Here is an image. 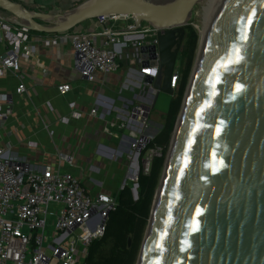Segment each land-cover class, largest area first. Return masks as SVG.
Wrapping results in <instances>:
<instances>
[{
  "label": "water",
  "instance_id": "1",
  "mask_svg": "<svg viewBox=\"0 0 264 264\" xmlns=\"http://www.w3.org/2000/svg\"><path fill=\"white\" fill-rule=\"evenodd\" d=\"M49 12L0 0V17L39 32L107 13L160 28L158 69L172 93L183 26L199 0H70ZM154 55L153 44L138 47ZM157 127H154V133ZM136 197V181L131 186ZM128 242V241H127ZM134 264H264V0H217L185 85Z\"/></svg>",
  "mask_w": 264,
  "mask_h": 264
},
{
  "label": "built area",
  "instance_id": "2",
  "mask_svg": "<svg viewBox=\"0 0 264 264\" xmlns=\"http://www.w3.org/2000/svg\"><path fill=\"white\" fill-rule=\"evenodd\" d=\"M94 18L100 25L99 30L82 29L77 24L71 29L47 33L39 38L46 45L68 44L73 55L72 69L87 80L93 79L96 72L106 73L119 68V54L126 49L134 48L140 58L138 47L153 44L154 55L150 56L148 49L144 51L146 64L138 65V69L127 66L121 83V88L143 84L153 91L144 77L157 73L156 32L160 28L140 21L132 29L134 17L131 14L107 13ZM32 31L0 17V42L3 43L0 75L6 70L17 71L20 59L32 54L31 42L38 39L32 38ZM135 71L139 76L132 74ZM177 79L178 72L173 67L169 80L171 88ZM55 88L64 93L69 84L58 83ZM24 89L23 82L18 81L14 91L0 93V100L10 104L14 93H21ZM116 99L123 104L116 106L121 112L116 111L104 128H128L130 140L125 157L129 174L133 176L131 179L135 180L139 166L142 172H147L152 156H159L161 147L157 144L146 146L154 134L148 105L142 101L135 103L120 92ZM101 102L112 100L103 99ZM69 105L72 106L73 102ZM94 110L91 107L89 113ZM4 115L0 107V122ZM78 115L77 111H72V116ZM8 149L9 143L0 133V264H83L87 246L92 238L102 234L107 211L116 196L104 192L92 196L72 171L49 165L33 167L21 156L11 157ZM59 158L71 161L64 153H60ZM75 228L79 231L75 232Z\"/></svg>",
  "mask_w": 264,
  "mask_h": 264
},
{
  "label": "crops",
  "instance_id": "3",
  "mask_svg": "<svg viewBox=\"0 0 264 264\" xmlns=\"http://www.w3.org/2000/svg\"><path fill=\"white\" fill-rule=\"evenodd\" d=\"M18 1L29 8L49 12L60 11L62 2H70ZM77 26L86 30L100 28L94 17L81 21ZM47 33L32 31V38L38 37L31 42L32 54L20 59L17 71L6 70L0 75V93L14 91L18 81L25 86L23 92L14 93L10 104L0 100L5 114L0 122V133L9 143L7 153L11 157H23L33 167L49 165L72 171L92 196L96 192L116 196L120 185L126 183L124 172L128 169V161L125 152L130 140L127 127L104 128L116 111L121 112L116 106L123 104L116 99V94L120 92L135 103H146L152 130L155 117H160L166 110L169 94L159 96L163 102H155L159 92L148 88L142 92L143 84L121 88L127 66L138 69V65H144L140 64L139 59L143 58H139L134 48L119 54V68L106 73L96 72L93 79L87 80L72 69L73 55L68 44L53 46L41 41L39 37ZM2 48L3 43L0 42V52ZM132 74L139 76L138 71ZM62 82L68 83L69 89L59 93L55 85ZM103 99L112 102H101ZM71 101L72 106L69 105ZM91 107L95 109L93 113H89ZM151 109H155L152 114ZM74 110L78 116H72ZM62 116L65 119L62 120ZM60 153L69 155L71 161L60 159Z\"/></svg>",
  "mask_w": 264,
  "mask_h": 264
},
{
  "label": "trees",
  "instance_id": "4",
  "mask_svg": "<svg viewBox=\"0 0 264 264\" xmlns=\"http://www.w3.org/2000/svg\"><path fill=\"white\" fill-rule=\"evenodd\" d=\"M183 29L177 53L178 79L169 95L166 110L161 115L160 126L146 144V146L159 145L161 154L152 156L147 172H142L139 166L135 179V198L128 183H124L119 189L113 206L107 211L102 234L92 238L87 246L83 264L135 263L154 190L194 61L197 33L189 23L184 24Z\"/></svg>",
  "mask_w": 264,
  "mask_h": 264
},
{
  "label": "rangeland",
  "instance_id": "5",
  "mask_svg": "<svg viewBox=\"0 0 264 264\" xmlns=\"http://www.w3.org/2000/svg\"><path fill=\"white\" fill-rule=\"evenodd\" d=\"M72 4V2L70 1L69 3L68 2H65V3H61V6L59 7L61 10L62 9H65L67 8L68 6H70ZM212 7H213V0H199L197 2H195L190 10V14H189V18L187 19V23L191 24L193 26V28L195 29L196 33H197V44H196V50H195V54H196V51H197V45H198V40L199 38L201 39V32H200V29H205L209 19H210V13H211V10H212ZM195 58V56H194ZM178 67V58L176 56V59H175V63H174V68L177 69ZM146 85H142L141 86V91L142 92H145L146 90ZM165 92H159L158 93V96L156 98V101L155 102H163L162 99H159V96H162L164 95ZM167 93H165V96H166ZM152 110V109H151ZM154 110L153 109L150 114L154 113ZM162 115V113H161ZM161 115L160 117H155V121L152 125V127H157V125L162 121V118H161ZM130 171L128 169L125 170L124 174H125V181L126 183L129 184L130 188L133 184V182L135 180L133 179H129L128 176L130 175L129 174ZM131 190V189H130ZM132 194V193H131ZM46 229H48V227H46ZM75 232H78L79 231V228H75L74 230Z\"/></svg>",
  "mask_w": 264,
  "mask_h": 264
},
{
  "label": "bare ground",
  "instance_id": "6",
  "mask_svg": "<svg viewBox=\"0 0 264 264\" xmlns=\"http://www.w3.org/2000/svg\"><path fill=\"white\" fill-rule=\"evenodd\" d=\"M216 1L217 0H213V7H212V10H211V13H210V16H211V14H212V11H213V9H214V6H215V3H216ZM206 28V27H205ZM204 31H205V29H200V32H201V38H202V36H203V33H204ZM130 179L131 178H133V176L130 174L129 176H128ZM134 180V179H133Z\"/></svg>",
  "mask_w": 264,
  "mask_h": 264
}]
</instances>
